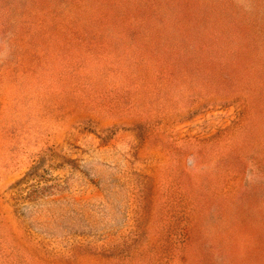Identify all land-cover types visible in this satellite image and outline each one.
Wrapping results in <instances>:
<instances>
[{"label":"rangeland","instance_id":"rangeland-1","mask_svg":"<svg viewBox=\"0 0 264 264\" xmlns=\"http://www.w3.org/2000/svg\"><path fill=\"white\" fill-rule=\"evenodd\" d=\"M0 264H264V0H0Z\"/></svg>","mask_w":264,"mask_h":264}]
</instances>
